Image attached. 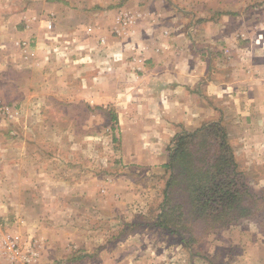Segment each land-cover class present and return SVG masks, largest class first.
<instances>
[{"label":"rangeland","instance_id":"1","mask_svg":"<svg viewBox=\"0 0 264 264\" xmlns=\"http://www.w3.org/2000/svg\"><path fill=\"white\" fill-rule=\"evenodd\" d=\"M35 1L39 3V0ZM40 1L42 7L35 21L44 22L39 25L43 36L21 39L15 45L16 49H13L10 36L5 40L6 45L1 46L5 43H2L3 37L6 39L8 35L3 33L10 29L2 27L0 18V264H24L6 248V242L10 236H16L13 227L16 222L22 224L28 204L29 207L33 204L31 207L37 209L34 212L39 216H50L48 219L53 221H69L72 230L76 227L74 224L87 223L82 234H86L88 240H94L96 235L91 232L90 225L99 221L103 213H108L110 220L123 217L118 205L122 208L124 205L113 190H144L141 192L145 194L136 197V201L126 200L125 204L134 208L131 218L139 223H149L157 221L166 185L175 182L172 174H178L176 169L162 164H134L123 158L117 113L118 109L124 108L126 100L119 94L127 90L137 91V82L143 73L142 61L148 59L143 51L134 52L136 40L132 35L136 30V19L125 24L123 20L110 21L104 17L101 24L96 23L89 12L90 1L84 0L85 10L80 20L77 18L79 24L57 22L54 12H47L44 0ZM97 1L107 4V0ZM263 4L264 0L255 4L256 10L244 12L245 24L255 26L242 27L232 35L231 43L222 49L226 60L235 55L240 80H229L226 71L220 72L223 77L227 76V82L220 90L221 96L212 98L211 104L221 112L204 123L217 122L224 128L236 163L239 188L251 195L250 198L245 195L242 201L247 215L208 231L187 212L179 218L168 217L169 224H173L172 221L178 224L173 226V231L162 227L154 230L153 234L161 239L162 257L159 262L153 257L151 264H170L171 257H174V264H264ZM259 5H263L261 10ZM14 9L12 0H0V15L5 21ZM48 17L52 20L51 29L46 27ZM97 26L103 28V34L101 30L100 35L97 34ZM188 26H193L192 22ZM107 33L118 40L128 37L126 46L129 47L120 45L118 50L108 51ZM163 35L168 36V32L163 31ZM163 44H160L161 49H167V44ZM97 59L102 68L95 65ZM123 60L129 61L130 85L123 84L117 77L113 89L112 84L99 83L103 92L107 89L115 92L113 101L80 97L81 93L90 96L96 87L97 82L91 77L94 70L103 75L113 73L118 76L122 72ZM111 61L116 66L109 65ZM233 72L237 74L236 70ZM80 74L84 76L80 77ZM128 101L136 102L131 98ZM202 125L182 129L176 134L192 133ZM176 134L167 146L169 155ZM203 138L209 146L217 147L221 141L220 130L213 128L201 136ZM92 184H96V189L91 190H104L101 196L97 195L104 201L100 202L103 213L98 208L90 209V196L81 200L82 195L76 191L80 187L89 190ZM175 187L173 190L168 188L171 192L168 205L182 203L186 198L184 185L179 183ZM16 205L21 210L18 211ZM58 206L64 208L60 210ZM140 206H147L144 213L139 211ZM105 226V223L101 224L102 229ZM143 229L146 228L126 226L125 223L111 232H117L116 238L131 235L128 243L109 241L108 246L124 249L135 256L140 251L150 254L151 250H145L153 249L154 245L138 237L142 236ZM147 229L148 233L152 232V227ZM70 250L67 256L59 257L63 253L49 248L48 254L43 258L40 255L36 264H74L79 250L75 246ZM90 261L100 263L101 260L94 257Z\"/></svg>","mask_w":264,"mask_h":264},{"label":"crops","instance_id":"2","mask_svg":"<svg viewBox=\"0 0 264 264\" xmlns=\"http://www.w3.org/2000/svg\"><path fill=\"white\" fill-rule=\"evenodd\" d=\"M89 1L91 3L89 12L91 18L96 19V23L101 24L104 17L110 21H117L122 13L132 14L136 19L137 26L132 35L136 40L134 52L143 51L148 59L142 61L143 73L137 82V91L127 90L119 94L126 100L123 102L124 108L118 109L117 113L118 130L122 135L123 158L134 164L165 166L169 160V152L166 153L167 146L178 131L197 128L210 121L212 115L221 112L220 108L211 104L212 98L221 96L220 90L227 82V76L223 77L220 72L226 71L227 75H230L229 80H240V76L238 78L240 67L234 60L235 55L230 60H226L222 49L231 43L232 35L242 27L255 26V24L253 26L245 24L244 12L256 10L255 4H260L263 0H107L106 5L97 0H87ZM43 3L47 12H54L57 22L79 24L77 18L80 20L85 10L84 0H44ZM12 4L15 9L12 13H8L7 21L0 15L2 27L10 29L3 33L8 35L6 39L3 37L2 43L10 36L13 49H16L15 45L19 44L21 39L29 36L39 39L41 35L43 36V29L39 25L44 22L35 21L42 7L40 0L38 4L35 0H12ZM263 5H259L258 9L261 10ZM116 7L118 8L114 9ZM34 13L35 15H32ZM191 22L194 27L188 26ZM101 26H97L96 30L99 35ZM103 31L102 28L101 34ZM163 31H167L168 36H164ZM127 38L118 40L107 33V41L110 44L108 51L118 50L120 45L122 48L129 47L126 46ZM161 43H164L163 45L166 43L167 49H161ZM93 44L96 48L99 47L97 43ZM5 45L6 42L1 44V46ZM128 62L123 60L122 72L118 76L113 73L103 75L94 70L91 77L97 82L96 87L90 92V96L81 93L80 97L113 101L116 97L115 92L109 89L103 92V88L99 89V83L112 84L111 89H113L114 78L117 77L123 84L130 85L132 76ZM98 63L97 59L95 65L102 68ZM109 65L114 67L116 63L111 61ZM235 70L237 74L233 72ZM79 76L83 77L84 74ZM129 98L136 102L128 101ZM94 185L96 184H92L89 190L80 187L76 191L83 196L81 200L90 196L88 200L90 209L98 208L103 213L100 202L104 203V201L98 196H101V191L104 190H91L96 189ZM113 191L116 192L117 197H120L119 202L124 205V209L118 205L122 213L120 215L123 217L116 219L117 221L110 220L108 213H103L99 221L90 225L93 229L91 232L96 235L94 240H88L89 237L82 234L84 228L88 226L87 223L74 224L76 227L72 230V224L67 220L53 221L48 219L50 216L37 215L34 212L37 209L31 207L33 204L30 207L28 204V212L23 215L22 224L16 222L13 230L16 231L21 245H26L32 238L36 239L42 258L48 254L49 248L63 253L59 254V257H65L71 252V246H75L79 251L75 254L77 261L74 264H151L153 257L159 262L162 257L161 239L153 233L154 230L161 228L154 220L149 223L137 222L131 218L134 208L132 206L129 208L125 204L127 201H136L135 199H138L136 197L145 194L141 192L144 190ZM95 198H98V201ZM133 206L137 207L136 204ZM15 207L18 211L21 210L19 206ZM142 207L140 206L139 211L144 213L147 206ZM57 208L61 210L64 207ZM127 216L130 217L125 218ZM104 223L106 226L102 229L101 224ZM125 223L126 226L138 225L146 228L141 231L142 236L138 235V237L143 238V242L147 241L154 245L153 249L149 247L147 250L144 249L145 251L154 252L150 251V254H147L140 251V255L135 256L133 253L128 254L129 251L124 249L109 247V241L128 243L131 235L116 238L117 232L115 234L111 232ZM148 227H152V232H147ZM103 232L105 234H102ZM84 247L92 249L87 250ZM94 257H98L102 262L90 261ZM147 257L149 260H143ZM172 258L174 257H171L170 264H174Z\"/></svg>","mask_w":264,"mask_h":264},{"label":"trees","instance_id":"3","mask_svg":"<svg viewBox=\"0 0 264 264\" xmlns=\"http://www.w3.org/2000/svg\"><path fill=\"white\" fill-rule=\"evenodd\" d=\"M213 128L220 130L221 141L217 147H211L204 138L201 139ZM174 139V148L165 166L176 169L178 174H172L175 182L170 181L166 185L156 224L173 231L178 222L169 224L167 218H179L187 212L208 231L247 215L242 201L245 195L249 198L251 195L239 188L236 163L224 128L213 122L192 133L176 134ZM179 183L186 188V198L182 203L168 205L171 196L168 188L173 190Z\"/></svg>","mask_w":264,"mask_h":264},{"label":"built area","instance_id":"4","mask_svg":"<svg viewBox=\"0 0 264 264\" xmlns=\"http://www.w3.org/2000/svg\"><path fill=\"white\" fill-rule=\"evenodd\" d=\"M119 20H123L125 24L127 23H132L134 20V17L132 14L129 13H122L120 14ZM46 27L48 29L52 28V20L50 17L46 19ZM1 232V229H0ZM19 237L17 236H10L9 240L6 242V248L10 250L13 256H16L18 259H21L24 264H36L37 260L40 257V252H39V247L36 242V239L32 238L31 240L28 241L26 244L25 248H22L19 245ZM1 247V243H0ZM108 264V263H104Z\"/></svg>","mask_w":264,"mask_h":264}]
</instances>
